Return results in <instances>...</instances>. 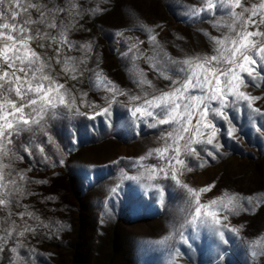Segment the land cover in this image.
Returning <instances> with one entry per match:
<instances>
[{
	"label": "rangeland",
	"instance_id": "rangeland-1",
	"mask_svg": "<svg viewBox=\"0 0 264 264\" xmlns=\"http://www.w3.org/2000/svg\"><path fill=\"white\" fill-rule=\"evenodd\" d=\"M18 2L13 18L3 0L0 23L34 21L24 28L43 64L35 78L62 84L64 102L33 112L39 124L0 155V264H264V77L241 87L258 97L250 108L233 102L230 122L211 115V145L187 134L174 143L177 129L150 122L144 103L183 80V61L226 55L242 28L254 31L243 6L260 0H242L234 15L219 5L212 15L208 0ZM197 201L205 207L193 223ZM209 211L212 226L201 222Z\"/></svg>",
	"mask_w": 264,
	"mask_h": 264
},
{
	"label": "snow or ice",
	"instance_id": "snow-or-ice-1",
	"mask_svg": "<svg viewBox=\"0 0 264 264\" xmlns=\"http://www.w3.org/2000/svg\"><path fill=\"white\" fill-rule=\"evenodd\" d=\"M11 3L15 4V8H12L10 4L7 11L13 18H16L24 9L18 0H11ZM0 4H3V0H0ZM241 4L242 0H227V4L225 0H217L215 3L208 0L205 8L215 15L219 5L220 9L227 7L229 14L234 15L232 9L240 7ZM30 7L35 8L37 5L32 4ZM205 8H202L201 11H204ZM248 8L251 9L250 15L242 17V20L246 24L254 25V31L242 28L231 40L230 48L225 49L226 55L221 52L217 55L183 61L179 67V73L183 75V80H172V90L161 91L158 95H153L152 99H145V105L150 109L153 107L155 109L146 112L150 122L157 120L160 125H168L169 128L177 129L174 143L184 140L185 134H187L186 143H197L200 141H197L196 138H201V140H206L207 144H213L217 126L211 115L215 113L230 122L231 117L225 115V109L229 105H232L233 102L248 101L247 107L250 108V102L258 99V97L241 91V87L245 85L246 78L248 83L255 84L257 76L264 77V31L259 27L260 24H264V0H260L259 4L243 6V9ZM4 15L5 12L0 11V17ZM41 16H44L43 11ZM253 17H258V19H253ZM33 22L30 19H25L12 24L0 23V29L10 30L8 32L0 31V38L6 37V41L0 45V61L6 65V68L0 72V94L7 93L11 96L14 92L15 97L20 98L30 94L25 103L18 104L16 99L0 102V155L3 154L5 143H13L14 135L23 133L33 123L39 124V120L33 121V112L39 115L45 107L54 108L57 103L64 102L63 96L59 92V88L63 87L62 84L54 87L50 82L44 83V81H50V77L35 78L37 70L42 68L43 64L39 61V54L28 47L27 41L32 36H26L24 28L25 24ZM213 62H217L216 66H213ZM220 64L225 67L221 68ZM213 103H215V107ZM26 105L31 106L27 113L25 112ZM143 111L144 109L135 108L131 115L135 117L137 113ZM255 111L260 113L261 109L256 108ZM194 120L195 123H193ZM155 126L153 125V127ZM31 130L38 131L39 129L37 127L31 128ZM45 135L49 136L48 141L51 143L50 134L45 133ZM165 135L173 137V132L168 131ZM25 151L32 155L31 146L25 148ZM39 151L41 154H45L43 146H39ZM155 151L161 150L156 149ZM163 151L167 152L169 149L165 148ZM175 151L178 153V148ZM192 151L195 152L196 149L193 148ZM169 162H171V156ZM179 162L177 161V163ZM2 203L4 201L0 200V204ZM197 203L195 214L192 216L193 223L197 221L198 217H201L202 209L205 207L198 201ZM216 221V213L209 211L207 217L201 222L212 226ZM233 231L236 230L233 229ZM20 235L23 233L21 232ZM219 235L221 238L224 237L223 232H220ZM10 250L15 253L16 247H12ZM3 251L4 249L0 247V260H3ZM255 254L253 252V255ZM7 264H15V261L10 258Z\"/></svg>",
	"mask_w": 264,
	"mask_h": 264
}]
</instances>
